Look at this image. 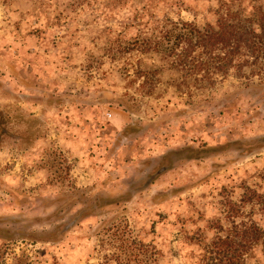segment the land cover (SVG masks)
<instances>
[{
	"label": "rangeland",
	"instance_id": "1",
	"mask_svg": "<svg viewBox=\"0 0 264 264\" xmlns=\"http://www.w3.org/2000/svg\"><path fill=\"white\" fill-rule=\"evenodd\" d=\"M216 4L0 0V264H195L231 231L227 200L264 229L239 204L264 194V83L189 95L142 51L166 18L202 25ZM244 263L264 264V237Z\"/></svg>",
	"mask_w": 264,
	"mask_h": 264
},
{
	"label": "trees",
	"instance_id": "2",
	"mask_svg": "<svg viewBox=\"0 0 264 264\" xmlns=\"http://www.w3.org/2000/svg\"><path fill=\"white\" fill-rule=\"evenodd\" d=\"M216 1L213 20L198 25L193 21L166 18L164 29L152 32L143 45L142 51L150 50L164 57V68L178 73L173 82L176 90H185L189 95L192 89L204 93L229 75L240 80V84L252 82L253 77L264 83V0ZM135 73L144 75L140 70ZM148 82L145 76L142 88ZM226 202L225 215L232 217V228L227 230L231 231L225 234L220 233L223 229L216 231L195 264H245V257L264 237L262 226L251 218L236 223L238 209L231 200ZM245 203L257 204L264 212V194L249 187L242 193L239 204ZM131 243L135 252L153 253L147 243L136 239ZM121 253L113 254L117 264H123Z\"/></svg>",
	"mask_w": 264,
	"mask_h": 264
}]
</instances>
